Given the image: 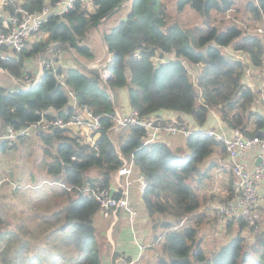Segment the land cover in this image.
<instances>
[{"label":"trees","instance_id":"trees-1","mask_svg":"<svg viewBox=\"0 0 264 264\" xmlns=\"http://www.w3.org/2000/svg\"><path fill=\"white\" fill-rule=\"evenodd\" d=\"M48 1L55 0H25L24 6L40 11ZM124 1L88 0L82 4L77 0L73 10L51 16L42 25L40 30L47 33L45 41H36L20 53L0 57L2 69L20 80L24 59L40 54L38 58L43 62L39 81L35 83L31 78L28 82L31 86L25 91L14 93L0 85V133L8 125L20 127L36 121L40 113L52 108L61 115V109L67 108L70 101L67 88L79 104L87 105L101 117L102 128L93 149L79 136L71 133L69 136L57 129L35 135L47 144H54L52 161L46 170L60 189L55 196L66 200L51 213L38 214L35 222L39 227L43 224L53 227L66 240L64 243L75 249L74 259L65 260L63 255L57 259L50 253L43 264H103L93 226L98 205L90 190L110 186L122 164L119 153L124 158L132 156L136 169L148 181L142 201L149 226L153 232L163 230L152 238L159 244L155 264H264V231L257 229L249 240L242 231L245 228L242 220L237 221V232L213 251H205L197 236V226L203 218L199 209L206 200L196 186L206 181L212 163L203 171L200 167L216 148L225 151L224 146L204 130H192L184 138L188 154L175 157L167 140L145 144L144 129L130 127L112 132L115 102L108 90H125L130 106L142 116L163 119L159 111H171L177 114L178 123L186 115L202 126L215 110L227 129L240 128L246 134L261 135L264 116L251 107L255 96L253 89L243 82L245 66L227 58L221 48L242 49L257 63L255 54L264 59V40L236 25L219 30L212 24V14L229 13L235 0H175L178 12L189 5L202 16L201 25L194 27H182L177 21L170 23L166 0H129L119 9H130L126 18L112 28L106 27L104 18ZM247 5L255 21L262 24L264 0L258 3L250 0ZM7 10L11 12L13 8L9 6ZM101 24L102 41L112 55L106 65L110 78L104 84L98 68L88 69L76 63L65 68L56 64L57 73L65 77V86L60 85L43 54L49 48L66 49L76 59L89 63L96 52L84 41L88 32ZM49 44L54 46L47 47ZM1 50L7 52L6 48ZM135 52H140V58L134 57ZM248 125L252 126L249 131ZM112 133L118 135L117 144L113 143ZM168 137L173 136L165 138ZM25 139L28 138L19 139L0 152L14 149ZM90 171L95 172V177L88 175ZM214 217L217 218L216 213ZM227 225L228 222L219 227ZM15 226L11 227L0 211V264H39L40 255H35L36 259L30 257L36 252L32 253L29 240L20 241L30 231L26 226Z\"/></svg>","mask_w":264,"mask_h":264},{"label":"built area","instance_id":"built-area-1","mask_svg":"<svg viewBox=\"0 0 264 264\" xmlns=\"http://www.w3.org/2000/svg\"><path fill=\"white\" fill-rule=\"evenodd\" d=\"M76 1L55 0L53 3L48 1L40 11H36L27 9L24 6L25 0H0V9L5 14L4 18L0 20V57H7L9 53L23 51L27 42L40 31L49 17L62 16L73 10ZM81 2L85 4L88 0H81ZM9 6L13 8L11 12L7 10ZM256 32L264 38V28H258ZM229 47L231 46L221 48L224 55L226 53L230 56L227 58L240 61L243 65L246 64L245 60L248 57L250 59V56L242 49L232 47L230 49ZM1 48H6L7 52L2 51ZM60 56V51L52 53L48 61L58 83L65 86L64 75L57 73L56 61ZM134 57L140 58V52H135ZM109 61L110 59L103 62V72L100 78L104 84L111 76L110 71H106V65ZM253 69L255 67L244 68L245 79L254 73ZM38 79L34 82L36 83ZM30 86L31 84L26 85L27 88ZM67 93L70 97L69 105L67 108L61 109V115L52 108L40 113L41 117L36 121L26 122L20 127L8 125L0 133V149L12 147L19 139L30 138L38 132H49L53 129L71 133V136H79L90 148H96L102 128L101 117L87 105L79 104L73 92L68 88ZM257 94H259V98L255 96L253 102L258 105L262 104L264 107V82ZM112 120L113 125L110 128L112 132L126 131L130 127L146 130L145 144L165 141L167 135L186 138L192 131L184 122L178 123L175 118L164 120L155 116H142L133 108L127 113L115 112ZM204 131L207 136L224 146L231 177L230 198L216 203L215 206L217 221L223 225L227 222L242 220L246 228L256 231L261 223L262 209L264 208V200L261 196V186L264 181V130L261 135L246 134L240 128L207 129ZM119 157L122 164L116 170L110 186L94 188L90 192L98 205V213L102 219H109L118 213H122L127 217L132 227L138 213L130 201L132 189L137 187L143 193L148 187V181L143 173L136 171L132 156L124 158L119 153ZM258 158L261 161L259 164H255ZM244 236L249 240L252 239V236L247 234V230L244 232ZM135 242L139 250L138 256L132 258L120 256L117 264L138 263L144 247L140 243L141 241L135 240Z\"/></svg>","mask_w":264,"mask_h":264},{"label":"rangeland","instance_id":"rangeland-1","mask_svg":"<svg viewBox=\"0 0 264 264\" xmlns=\"http://www.w3.org/2000/svg\"><path fill=\"white\" fill-rule=\"evenodd\" d=\"M166 1L167 2H165V5L170 15V23H172L173 21H177L178 24L182 27H194L197 25H201L203 21L202 16L195 12L189 5L185 6L182 11L178 12L176 10L175 0ZM248 1L250 0H235L233 9L227 14L218 15L216 13H213L212 24L219 30H224L230 25H236L247 33L258 35L256 31L258 28H264V22L261 24L255 21V18L249 11L247 5ZM252 1L258 3L259 0ZM126 10L127 8L121 10V12L125 13V17L123 19L126 18L128 12L130 11V9L128 11ZM118 14H114V16L110 20L116 19L119 16ZM260 37H262V39L264 40L263 36ZM46 38L47 33L45 31H38L37 34L34 35L28 42L26 49H28L32 43L36 41L43 42L46 40ZM52 46L54 45L49 44L47 47ZM229 48L232 49L231 47ZM57 51H60L61 54L64 53L71 60L72 56L76 57V55L72 54V52H68V50L66 49L53 50L50 48L47 49V53L43 54L42 57L48 58L51 53H55ZM246 53L249 55L248 52ZM225 55L226 57H230L226 53ZM39 56H31L34 59V63L38 61ZM104 58H106V60L108 58L106 49L104 51ZM26 59L27 63L29 60L28 58ZM255 59L257 63H255L251 57L250 59L248 57V61L245 60L246 64L244 66L245 68L255 67L258 71L257 76H260V78L264 79V59H261V56H259L258 54H255ZM33 77L35 78V75H33L31 69L24 68L22 79H24L26 82H29ZM13 81L14 84L17 83L15 80ZM254 96L257 97V91H254ZM252 103V109L255 110L256 107V111H259V105L257 103H254L253 101ZM212 112L217 114L215 110H212ZM251 129L252 126L248 125L247 130L249 131ZM65 134L70 136V134L68 133ZM111 135L113 143L117 144L118 135L115 133H112ZM179 140L181 141V143L184 141L181 138ZM168 143L173 147L171 149L175 157H185L188 154V149L180 142L174 141L169 137ZM51 145L54 144H47L43 140H40L36 136H33L28 139L19 141L15 145L14 149H7L0 152V211L2 215L8 220L11 227L13 225H16L15 227H17L18 225H23L27 227L28 231H30V233H26L23 238L20 239V241L29 240L31 247L33 248L32 253L36 252L35 254H31L30 257L40 255L37 261V263L39 264L45 263L50 253H53L57 257V259H59V255H63L65 257V260H68L70 258L74 259L75 257V249L64 243V241L66 240L62 239V236L58 234V231L54 230L53 227H49L45 224H43L42 227H39V224L37 225V223L35 222V218L38 214H49L52 212V210L56 209L58 205L66 203L65 199H58L56 197L57 193L60 192V189L54 185V179L49 174H47V165L51 163L54 154V148ZM222 153H224V158L226 159L225 152L222 151ZM224 163L226 165L225 167H227L228 169L227 162L225 161ZM88 175L93 178L96 174L94 171H90ZM210 178L211 173H209L206 181ZM205 182L202 183L203 186L204 184L205 186L201 189L205 193L204 196L206 203H204L201 208H203L204 210H208V212L206 211L208 215L203 217L199 222L197 226V236L198 238H201V246L205 251H213L218 248L220 244L226 242L231 235L237 232L238 222H236L235 228L231 225L229 227L230 230H228L229 228H227L228 225L224 228L217 227L216 219L214 217V206H216V202L218 200H220L218 202H221L222 199H226L221 196H228L229 194H222L220 192V187L214 186L211 181L208 182L211 183L210 185ZM262 210L263 216L258 230L264 231V208ZM165 220L169 221L171 220V218L165 217ZM34 222L37 227L34 226ZM218 223L219 222L217 221V224ZM188 224L191 225V222H189ZM93 226L96 229V244H101L103 245L102 247H104L105 239L103 238V231H100V224L97 219L93 221ZM243 230L244 232H246L247 230V234L249 236H253V230L246 228V226ZM162 232L163 230H161L160 232L156 231V234H160ZM145 236H152V231L147 228ZM156 244L159 246L158 243ZM158 254L159 250L157 249V255ZM156 257L157 256L155 254H151L150 259H148L145 264H155ZM65 260L63 262H65ZM4 264L8 263L4 262Z\"/></svg>","mask_w":264,"mask_h":264},{"label":"crops","instance_id":"crops-1","mask_svg":"<svg viewBox=\"0 0 264 264\" xmlns=\"http://www.w3.org/2000/svg\"><path fill=\"white\" fill-rule=\"evenodd\" d=\"M122 10V9H121ZM119 10L117 13L121 12ZM128 11V9L126 10ZM119 16L116 19L110 20L112 17L109 19L105 20L106 22V27L112 28L113 26L117 25L120 23L123 18L125 17V13L121 12L118 14ZM5 14H3V10L0 9V18L3 19ZM0 19V20H1ZM110 20V22H109ZM104 22V23H105ZM101 25H97L94 29L90 30L88 32L87 38L85 39V43L89 45L90 47L94 48L96 55L94 59H91L89 63H85L84 59H81L82 62L79 59H76L75 57L72 56V60L65 55L64 53L61 54L60 58L56 61L58 65H61L65 68H70L74 65V63L78 64L79 66L85 67V68H98L99 70V75L101 76L103 72V61L106 60L104 58V51L106 49L104 42L102 41L101 38ZM107 52V51H106ZM52 54V53H51ZM50 54V56H51ZM108 59L111 58V55L107 52ZM49 56V57H50ZM48 57V58H49ZM24 66H23V72L24 73V68L31 69V72L33 75H35V78L33 77L32 79L36 81L38 79V76L41 75L42 73V60L41 58H38V61L34 63V59L32 57H28V62L26 63L27 59H24ZM192 67V66H191ZM107 69V68H106ZM105 69V70H106ZM254 73L248 78L245 79V76H243V82L249 86L253 91H258L261 87V84L264 82V79L260 78V76H257L258 71L257 69H253ZM108 71V70H106ZM194 73H196L197 70L192 69ZM109 72V71H108ZM105 73V71H104ZM13 77L7 72V70H3L0 68V85L4 86L8 90L14 89V81ZM17 80V79H16ZM263 80V81H262ZM23 85H27L28 82H26L24 79L20 80ZM262 81V82H261ZM26 82V83H25ZM25 87V86H24ZM108 90L111 92L112 99L115 102V112H121V113H127L130 109L131 106L128 102L127 94L125 90L121 88H116L114 91H111L109 88ZM259 94H257V97ZM259 98V97H258ZM261 103V102H260ZM255 110L256 107H255ZM262 116H264V107L263 105H259V111H258ZM160 115H162L163 119H173L176 118L177 114L173 113L171 111H159ZM183 120L184 124L190 128L191 130H207V129H222V128H227V126L224 123H221L219 120V117L216 113L210 112L208 115V118L204 125L199 126L195 121L190 116L183 115L181 117ZM264 130V129H263ZM169 138V137H168ZM168 138L167 140V145H169L171 148V144L168 143ZM171 138V137H170ZM183 139L184 141L181 143L179 139ZM174 141H178L181 144L185 145V139L182 137H172ZM177 149V148H175ZM225 152V151H224ZM226 157V156H225ZM226 159L224 158V153L220 152L218 148L215 149V152L205 161L202 167H200V170L203 171L206 166L212 163V170H211V178L207 180L205 183H208L211 181V183L216 186L220 187V192L222 194H229V190L231 192V177L230 173L225 167V162ZM136 171H138L136 169ZM229 175V177H228ZM115 177V175H114ZM113 177V179H114ZM112 179V181H113ZM112 183V182H111ZM211 183H208L210 185ZM205 186V184H204ZM203 184H199L196 186L197 191L199 194L204 195L205 193L201 189L204 187ZM213 186V188H214ZM261 196L264 200V181L261 186ZM230 195V194H229ZM228 195V196H229ZM228 196H221L226 199H228ZM212 199V198H211ZM210 199V200H211ZM222 199V200H226ZM130 201L134 205L135 209L137 210V217L135 219L134 224L130 225L127 217L122 214L118 213L117 215L110 217L109 219H102V217L97 214L95 215L93 221L95 219L98 220L100 224V231H103V238L105 239V244L104 247L103 245L99 244L98 246L100 247L101 250V255L103 258V264H117L118 258L120 256H126V257H137L139 254V250L136 245V241H141L143 245V251L142 255L138 261L137 264H145V262L150 259L151 254H155L157 256V249L159 250V246L152 241L153 235L156 232H153V230L149 226L148 222V217H147V211L145 209V206L143 205L142 201V192H140L137 187H134L132 189L131 195H130ZM220 201V200H218ZM218 201L216 203H218ZM213 203V202H211ZM215 205V204H214ZM215 208V206H214ZM203 213V217L208 215V210H204L203 208L199 209V212ZM207 211V212H206ZM216 225L219 227L220 225L217 224V218H216ZM232 225V227H236V222L231 221L228 222L227 228H229ZM223 226V225H222ZM149 229L152 231V236H145L146 235V229ZM162 229L159 228L156 231H161ZM230 230V228L228 229ZM244 233V230H242ZM159 234V233H158ZM111 246H110V245ZM108 250V252H107Z\"/></svg>","mask_w":264,"mask_h":264},{"label":"water","instance_id":"water-1","mask_svg":"<svg viewBox=\"0 0 264 264\" xmlns=\"http://www.w3.org/2000/svg\"><path fill=\"white\" fill-rule=\"evenodd\" d=\"M129 0H126V1H124L122 4H120L118 7H116L114 10H112L105 18H104V20H107V19H109L110 17H112L122 6H124L125 4H126V2H128ZM111 58H112V55H111ZM0 68L2 69V67L0 66ZM17 83H15L14 84V89H13V92L14 93H21V92H23V91H25V89H27V87H26V85H23L22 83H21V81H19V79H15V78H13ZM39 79H40V77H39ZM39 79H38V81H39ZM37 81V82H38ZM36 82V83H37ZM25 86V87H24ZM260 159L258 158L256 161H255V164H259L260 163Z\"/></svg>","mask_w":264,"mask_h":264}]
</instances>
